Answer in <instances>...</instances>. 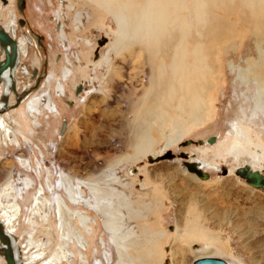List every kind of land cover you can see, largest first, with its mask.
<instances>
[{
    "label": "rangeland",
    "instance_id": "obj_1",
    "mask_svg": "<svg viewBox=\"0 0 264 264\" xmlns=\"http://www.w3.org/2000/svg\"><path fill=\"white\" fill-rule=\"evenodd\" d=\"M84 2L26 0L21 14L17 0H8L5 5L0 0V26L14 19L16 40L28 35L36 43V47H20L15 75L18 88L34 87L35 70L45 76L38 91L28 99L38 98L36 111L28 114L25 101L18 111L2 115L6 131L0 128V214L7 218L4 223L12 230L22 264H60V252L67 251L75 259L63 264H80V248L74 236L64 237L59 229L57 196L67 217L76 221L87 238L88 248L81 251L87 255L88 264H118L116 237L135 230L138 239H150L147 249L156 253V264H194L203 259L264 264V190L251 187L236 175L243 167L264 172V93L255 82L246 85L238 76L248 60L253 66L264 65L258 61L261 54L255 41L240 37L231 43L238 51L232 48L221 63L217 85L210 92L206 120L181 126L177 141L164 149L165 142L175 134L166 128L164 136H157L159 143L153 153L125 162L122 159L129 148L122 122L131 117L126 113L134 97L125 84L129 75H116L113 86L108 85L106 64L109 59L120 61L109 46L116 27L108 14L93 11ZM20 20L25 26L19 25ZM103 40L106 44L99 46ZM68 69L71 75L63 78ZM140 80L145 81L142 77ZM59 83L64 86L63 94ZM78 87L81 92L76 95ZM49 100L59 114L45 107ZM107 115L113 120L107 122ZM62 123L67 125L63 134ZM210 138H215L213 144L207 143ZM187 141L193 144L183 147ZM168 152L173 159L148 162L149 157L156 159ZM186 163L196 164L209 179L201 180L190 173ZM76 172L86 180L93 179L96 189L121 193L133 202L142 201L141 196L152 197L155 192L159 198L155 210L158 208L159 213L140 221L120 219L119 234H113L105 228L97 205L101 208L113 202L116 206L115 198L96 199L85 184L73 177ZM39 190V205L34 206ZM188 209L204 217L201 228L213 232L211 241L190 243L191 238L185 237L183 224ZM71 213L86 220L91 233ZM216 215H221L222 226H218ZM221 245L226 246L227 255L206 254V247ZM0 264H6L1 256Z\"/></svg>",
    "mask_w": 264,
    "mask_h": 264
},
{
    "label": "bare ground",
    "instance_id": "obj_2",
    "mask_svg": "<svg viewBox=\"0 0 264 264\" xmlns=\"http://www.w3.org/2000/svg\"><path fill=\"white\" fill-rule=\"evenodd\" d=\"M85 1L93 11L101 10L108 14L116 27L114 40L109 46L120 61L111 59L108 61L106 58L108 85L113 86L112 82L118 76L127 77L129 75L125 84L129 87V95H134L128 106L130 110L126 113V117L127 114L131 117H127L122 122L129 148L128 153L122 159L125 162L137 161L153 153L159 143L157 136H164L166 128L175 134L165 142L164 149L177 141L178 129L181 126L198 124L206 120V110L211 101L210 92L214 91L217 85L216 74L221 70V63L229 54L227 52L236 47L231 43L240 37L245 39L251 37L261 54L258 61L264 62V0ZM8 28L14 29V19L9 21ZM23 42V47L26 49V39ZM234 49L238 51V47ZM251 62L252 60L246 62L245 68L239 70L238 76L246 85L255 82L260 92L264 93V65L253 66ZM129 70H133L132 74ZM69 75H71L70 69L64 72L63 78ZM141 77L145 81H141ZM4 78L8 79L6 75ZM138 86L140 89L137 92ZM58 89L61 94L64 93L62 83H59ZM37 99L31 98L28 101V114L32 115L36 111ZM45 107L50 112L58 111L56 105L50 100ZM110 116L107 115V122L113 120ZM107 126L111 129L110 124ZM0 128L6 131L2 116H0ZM60 172L63 176V172ZM72 175L80 180L82 185L85 184L96 199L107 201L115 198L116 206L113 202L101 208L97 205V209L102 212L105 228L113 234H119L120 219L140 221L158 212V208L156 210L155 208L159 198L155 192L152 197L141 196L142 201L133 202L121 193L96 189L92 185L93 179L86 180L80 175L77 176V172ZM39 192L40 190L34 198V206L39 205L40 197L37 196ZM18 195L22 200V194ZM148 197H150L149 200ZM56 202L58 225L62 235L64 237L66 234L74 236L80 248V264H88L87 255L81 251L88 248L87 238L75 223L76 221L67 217V212L63 208L64 204L58 196ZM206 209L205 206L204 210ZM16 211L19 212L20 209L17 207ZM71 215L76 216L80 226L91 233L92 228H89L86 220L77 213H71ZM186 217L187 220L183 224L186 230L185 237L191 238L190 243L203 242L206 244L213 232L207 233V229H203L204 226L201 228V223L204 224L203 221H206L204 217L193 214L190 209L186 210ZM217 217L218 226H222L221 215ZM6 219L5 214H0V222L11 235L12 230L4 223ZM148 231L150 230H145V232ZM134 232L127 231L116 237L118 264H156V253L147 249V245L151 243L150 239L140 240ZM145 232L142 234H146ZM221 246L213 249L206 247L205 252L208 255H227L226 246ZM14 250L17 264H22L21 252L16 241H14ZM60 253L58 259L60 264L66 260L73 261V253L68 251L66 254ZM107 256L109 259V255ZM96 264L100 262L97 261Z\"/></svg>",
    "mask_w": 264,
    "mask_h": 264
},
{
    "label": "water",
    "instance_id": "obj_3",
    "mask_svg": "<svg viewBox=\"0 0 264 264\" xmlns=\"http://www.w3.org/2000/svg\"><path fill=\"white\" fill-rule=\"evenodd\" d=\"M1 2L5 5L8 0H1ZM26 0H17V9L23 14ZM106 40H103L99 43L100 46L105 44ZM0 48L4 53V59L0 60V86L3 84L5 87V92L0 99V116L8 113L11 110L17 109L25 99H27L31 94L36 92L39 89V80H37L36 85L28 90L23 91L22 94H18L16 90V81L14 72H16L19 65V49L18 44L12 38L8 32L0 27ZM36 71L33 72V75L36 76ZM4 75L8 77L7 80L4 79ZM10 93L14 94L16 98V104L13 106L9 105V95ZM66 129V125H63L62 134ZM215 142V138H210L207 140L208 144H213ZM192 141H187L183 144V147H187L192 145ZM198 145L202 146L203 142H198ZM182 158H186V156H182ZM173 156L170 152L166 153L164 156H160L156 159L151 157L148 158V162L150 164L159 163L165 160H171ZM185 167L190 173L197 175L201 180H208L209 175L205 174L202 170H200L196 164L186 163ZM236 175L241 179L245 180L248 185L253 188L264 190V172L260 173L258 171H252L248 167H243L236 171ZM0 256L4 259L6 264H17L16 253L14 250V239L4 228L2 223L0 222ZM194 264H227L226 262L218 259H203L195 262Z\"/></svg>",
    "mask_w": 264,
    "mask_h": 264
},
{
    "label": "flooded vegetation",
    "instance_id": "obj_4",
    "mask_svg": "<svg viewBox=\"0 0 264 264\" xmlns=\"http://www.w3.org/2000/svg\"><path fill=\"white\" fill-rule=\"evenodd\" d=\"M25 4H26V2H25ZM17 5V4H16ZM25 8V7H24ZM24 14V13H23ZM8 24H9V22L8 23H6V25H5V27H3V29H5L7 32H8V34L12 37V38H14V40L17 42V44H18V49H19V56H20V59H21V53H20V51H21V46H24V42H23V40H25L26 39V42H27V44L29 45V44H32V46H34V47H36V43H35V45H34V42L31 40V39H29L28 38V35H26V36H24V38L25 37H27V38H25V39H23V38H21V39H19V40H16V35H15V33H16V29H17V25H16V23H15V20H14V29H10V28H8ZM25 21L24 20H20L19 21V25L20 26H25ZM1 27V26H0ZM10 33H12V34H10ZM14 34V35H13ZM38 38V37H37ZM40 38V37H39ZM38 38V39H39ZM42 38V37H41ZM98 43H100V42H98ZM106 44V43H105ZM104 44V45H105ZM27 45V46H28ZM103 45V46H104ZM100 46V45H99ZM4 59V53L2 52V49L0 48V60H3ZM19 63H20V60H19ZM17 70H18V68H17ZM25 70V69H24ZM36 71V70H35ZM34 72V71H33ZM16 73L17 72H14V76L16 75ZM36 76H34L33 75V73H32V78H33V80H34V82H35V85H36V82H37V80H39V88H40V81L42 82V80H43V78H45V76L44 75H42V74H40L38 71H36ZM15 78H16V76H15ZM5 80H7V78H4ZM18 81H16V90H17V92H18V94H22V92L23 91H28V90H20L19 88H18ZM34 85V86H35ZM32 89V88H31ZM30 90V89H29ZM0 91H1V95H0V99L2 98V96H3V94H4V92H5V87H4V85L2 84L1 86H0ZM38 91V90H37ZM36 91V92H37ZM65 91V90H64ZM36 92H34V93H36ZM80 92H81V88H77V90L75 91V94L76 95H79L80 94ZM33 93V94H34ZM11 94L12 93H10V95H9V105L10 106H13V105H15L16 104V98H15V96H14V94H12L13 95V97L11 96ZM33 94H31L27 99H29ZM61 94V93H60ZM27 99H25L24 100V102L25 101H28ZM23 102V103H24ZM21 106H22V104L17 108V109H14V110H11V111H18V109L19 108H21ZM11 111H9V112H11ZM50 112V111H49ZM52 113H54V112H52ZM55 114H59V112L57 111ZM65 123H62L61 124V128H60V133L62 134V130H63V125H64ZM66 125V124H65ZM67 126V125H66ZM66 130V129H65ZM190 164H192V163H190Z\"/></svg>",
    "mask_w": 264,
    "mask_h": 264
}]
</instances>
